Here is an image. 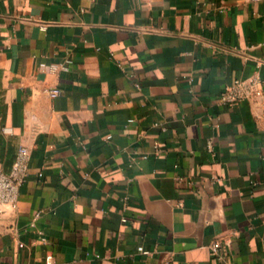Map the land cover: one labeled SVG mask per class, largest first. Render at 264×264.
Returning <instances> with one entry per match:
<instances>
[{
  "label": "crops",
  "instance_id": "1",
  "mask_svg": "<svg viewBox=\"0 0 264 264\" xmlns=\"http://www.w3.org/2000/svg\"><path fill=\"white\" fill-rule=\"evenodd\" d=\"M251 78L264 0H0V264H264V95L219 100Z\"/></svg>",
  "mask_w": 264,
  "mask_h": 264
},
{
  "label": "built area",
  "instance_id": "2",
  "mask_svg": "<svg viewBox=\"0 0 264 264\" xmlns=\"http://www.w3.org/2000/svg\"><path fill=\"white\" fill-rule=\"evenodd\" d=\"M41 67H47L46 63H41ZM57 65H49L51 71L57 70ZM261 82L258 78L248 80L235 79L232 83L226 85L219 94V100L222 104L235 107L252 97H261L264 95ZM62 93L61 89L52 87L48 89V94L52 97H58ZM212 144L209 145V148ZM30 152L25 146L19 148L13 166L9 172L0 169V205L16 206L20 198V189L25 182L29 170ZM220 248L219 242H214L212 250L216 253ZM138 250L148 253L144 247H138ZM52 260V255L47 256V262Z\"/></svg>",
  "mask_w": 264,
  "mask_h": 264
}]
</instances>
